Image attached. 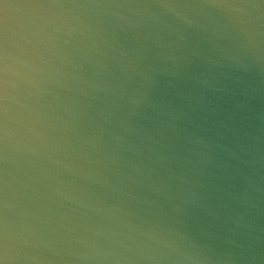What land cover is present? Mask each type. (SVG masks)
<instances>
[{"label":"water","instance_id":"obj_1","mask_svg":"<svg viewBox=\"0 0 264 264\" xmlns=\"http://www.w3.org/2000/svg\"><path fill=\"white\" fill-rule=\"evenodd\" d=\"M0 264H264V0H0Z\"/></svg>","mask_w":264,"mask_h":264}]
</instances>
